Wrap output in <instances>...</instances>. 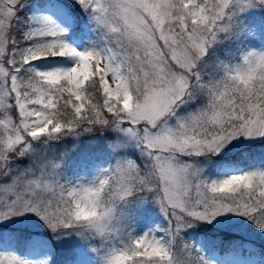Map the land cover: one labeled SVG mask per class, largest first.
Listing matches in <instances>:
<instances>
[{"label": "snow or ice", "instance_id": "snow-or-ice-1", "mask_svg": "<svg viewBox=\"0 0 264 264\" xmlns=\"http://www.w3.org/2000/svg\"><path fill=\"white\" fill-rule=\"evenodd\" d=\"M100 30L101 43L79 51L48 17L28 18L17 36L22 0H0V221L33 214L51 232L101 239L119 234L103 264H210L181 233L217 217H244L264 232V168L208 180L186 157L220 159L240 138L264 140V51L220 61L205 79V59L220 34L239 30L236 16L264 0H76ZM71 58L70 67L35 63ZM197 107H186L198 101ZM117 133L109 148H135L87 185L61 183L59 160L33 141ZM62 156L64 154H61ZM29 157L13 173L12 162ZM151 200L168 221L164 235L126 233L117 206ZM80 207L96 215L79 216ZM0 264H31L0 255Z\"/></svg>", "mask_w": 264, "mask_h": 264}, {"label": "rangeland", "instance_id": "rangeland-1", "mask_svg": "<svg viewBox=\"0 0 264 264\" xmlns=\"http://www.w3.org/2000/svg\"><path fill=\"white\" fill-rule=\"evenodd\" d=\"M72 1L75 7H80L76 3V0ZM24 7L29 14V18L38 19L40 17H48L51 19L63 31L64 41L79 51H84L88 47L87 42L92 39L91 37H93L98 30L96 25L89 20V17H85L82 21L81 30L73 33L76 18L72 15L69 7L64 4V0H30L26 2ZM240 14H242V17L239 18L237 24H246L245 36L247 39L243 40L242 46L238 47V60L234 63L240 62L242 53L250 50L264 51L263 7L245 6L244 10L238 13V15ZM257 16H259V20L256 19ZM72 63L73 61L71 58H48L36 62L35 67L41 71H46L54 67H70ZM191 104L186 107V111L194 110L191 107ZM85 134L92 133H82L79 136H66V138L72 139L74 142V140H79V138ZM112 136H114L115 139L117 133L112 132ZM60 138H62V136ZM60 138L47 141L46 143L41 142L33 148L36 152L40 153L41 150L46 149L47 146L58 143ZM260 141L261 140H245L240 138L238 141H233L232 145L223 154L236 152L238 149ZM124 150L125 149H117V151H120V154H118L113 160L109 157L99 161H91L89 164L77 163V165L70 170V174L64 176L62 183L71 182L73 184L87 185L101 169L113 165L115 160L124 154ZM52 153L54 152H50L49 150L46 153L40 154L47 158L48 155ZM50 159H57L59 160L60 165H62L61 157ZM181 159L197 163V166L203 169V176L208 180L219 179L221 177L249 171L251 169L264 168V166L259 165L256 160L253 162L248 161L246 165L240 166L232 161H224L219 164V161L215 162L214 160L210 161L204 159L205 164L203 166L201 163L202 158H194V160H192L182 157ZM29 163L30 162L27 161V156L17 158L12 162L13 173L22 171L28 167ZM211 164L212 166L215 164L213 174L207 171L208 169H211ZM10 178V176L4 177L0 182L7 183ZM146 207V200L143 203H139L131 200V198L128 202L119 204L116 212V215L119 217V226L124 232L130 233L133 236H142L148 232H152L158 237L163 236L164 233L162 229L167 227V219L163 213H161L157 204H155V207L158 210L155 213L147 211ZM211 227L215 228L214 230H210L213 234H217L219 230L229 231L234 235L244 238V242L236 247L231 246L223 249V247L214 248L208 246L204 236L193 235L191 233L183 235V232L181 235L182 237H185L188 242H193V247L199 250L200 254L208 260L210 264H230L231 262H237V264H264V253L258 245V242L264 239V232H261L257 227L252 225L246 218L233 214H225L224 216L217 217L211 224H208V229ZM14 229H26L35 233L31 240L33 243V246L31 247L32 249L24 253L22 257L16 253L12 241V230ZM46 229L49 228L35 215L30 213L22 216H13L7 220L0 221V255L16 256L30 261L31 264H55L53 257L56 253V248H59L62 245H67L68 243H73L72 254L74 256L65 261L63 260L65 264H81L82 262H84V264H103L105 253L110 248L121 246L119 234L114 235L112 238L101 239L98 236H88L87 234L77 235L75 232L71 231L60 235L59 238H57L56 234L51 232L54 238L57 239V243L52 245L51 242L39 235ZM89 239H96L95 246L92 248H86L84 246L88 243ZM80 257L82 259H80ZM213 258L216 259L217 263H214Z\"/></svg>", "mask_w": 264, "mask_h": 264}, {"label": "trees", "instance_id": "trees-1", "mask_svg": "<svg viewBox=\"0 0 264 264\" xmlns=\"http://www.w3.org/2000/svg\"><path fill=\"white\" fill-rule=\"evenodd\" d=\"M27 1L30 0H23V7L19 9L18 12V22L16 24V34L19 35L20 32L24 29L25 25L22 23L23 21L29 18V14L26 12L24 5ZM64 4L67 5L72 13V15L76 18V23L73 29V33L79 32L81 30L82 21L88 15L79 8L75 7L72 0H64ZM264 10V7H263ZM242 17V14L236 16V20L238 21L239 18ZM256 19H260L257 16ZM239 30L234 32L230 35L220 34V39L217 41L216 44L213 45L210 52L213 53L208 58L205 59L204 66H202V71L204 74L205 79L209 78H217L220 73L217 70V63L223 61L224 63L233 64L235 61L238 60L237 52L238 47L242 46V41L247 39L245 36L246 24H237ZM87 42V48L91 46L93 42L101 43L100 41V30L96 31V34L91 37ZM90 44V46H89ZM199 103H203V101L194 102L191 104V107L194 109L198 106ZM92 134H85L79 138V140H73L66 138V136H62L60 141L56 144H51L46 147V149L41 150V154L46 153L50 150V152H54L49 154L47 159L61 157L62 165L59 170H57L58 179L62 183L64 176L70 174V170L73 169L77 163H84L89 164L91 161H99L102 159L111 158L112 160L116 158L120 151H113L109 148V142L115 140L114 136H112L111 131H104L98 132L93 131ZM44 138L41 140L33 141V147L38 145L43 141ZM35 143V144H34ZM122 153V152H121ZM123 153H127L128 155L132 156L134 159L139 158V152L135 149H125ZM61 154H64L63 156ZM219 161L221 164L224 161H232L235 164L240 166H244L248 163V161L256 160L259 165L264 166V140L260 142H254L253 144L238 149L236 152L223 154L220 159H216L213 157L210 161ZM27 161L30 162L29 157H27ZM24 162V161H23ZM201 163L204 166L205 161L204 158L201 159ZM215 164L212 166L211 169L207 171L213 174L215 170ZM147 201V211L149 212H157L158 209L155 207V203L151 200ZM252 224V223H251ZM253 225V224H252ZM215 228H209L208 224L202 223H195L191 227L184 229L183 235L186 234H193V235H201L204 236L206 239V244L210 245L211 247L220 248L223 246H233L236 247L237 245L244 242V238L239 237L238 235L232 234L229 231L219 230L217 234H213L212 231ZM34 232L26 229H14L12 230V241L15 246L16 253L22 257L24 253L30 251L33 246L32 237ZM39 235L43 236L47 241L51 242L52 245L57 243V239L54 238L53 234L49 229L43 230L42 233ZM183 240L193 246V242H188L185 237H182ZM96 239H89L88 243L84 246L86 248H92L95 246ZM73 243H68L67 245H62L59 248H56V253L53 257V261L55 264H65V260L72 258L74 255L73 253ZM261 251L264 253V239L258 242ZM64 260V261H63Z\"/></svg>", "mask_w": 264, "mask_h": 264}, {"label": "clouds", "instance_id": "clouds-1", "mask_svg": "<svg viewBox=\"0 0 264 264\" xmlns=\"http://www.w3.org/2000/svg\"><path fill=\"white\" fill-rule=\"evenodd\" d=\"M77 214L81 217L88 218V217L95 216L97 213L95 209L80 207Z\"/></svg>", "mask_w": 264, "mask_h": 264}, {"label": "bare ground", "instance_id": "bare-ground-1", "mask_svg": "<svg viewBox=\"0 0 264 264\" xmlns=\"http://www.w3.org/2000/svg\"><path fill=\"white\" fill-rule=\"evenodd\" d=\"M80 259H82V258L80 257ZM213 261H214V263H217L215 258H213ZM81 264H84V262H82ZM230 264H237V262L236 263L231 262Z\"/></svg>", "mask_w": 264, "mask_h": 264}]
</instances>
